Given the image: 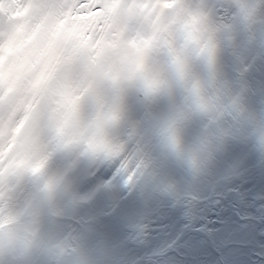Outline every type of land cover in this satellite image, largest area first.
Instances as JSON below:
<instances>
[{
	"label": "snow or ice",
	"instance_id": "snow-or-ice-1",
	"mask_svg": "<svg viewBox=\"0 0 264 264\" xmlns=\"http://www.w3.org/2000/svg\"><path fill=\"white\" fill-rule=\"evenodd\" d=\"M253 143L264 157V0H0V264H152L129 197L195 202ZM40 196L78 241L50 261L30 226L9 238Z\"/></svg>",
	"mask_w": 264,
	"mask_h": 264
},
{
	"label": "bare ground",
	"instance_id": "bare-ground-1",
	"mask_svg": "<svg viewBox=\"0 0 264 264\" xmlns=\"http://www.w3.org/2000/svg\"><path fill=\"white\" fill-rule=\"evenodd\" d=\"M250 103L252 111L259 110L258 98ZM157 111L162 117L167 116V102H162ZM199 130V121H191L182 128L185 146L195 142ZM216 171L218 176L226 178L203 186L195 202L174 204L159 199L144 203L131 197L125 202L147 226L149 240L144 254L151 257L153 252L163 253L153 258L152 264H246L237 259L239 248L231 241L250 242L253 239L251 228L257 229L264 238V157L259 145L235 146L219 159ZM106 176L107 173H101L98 179ZM173 177L181 187L185 186L186 177L182 170L175 169ZM248 181L252 182L250 186ZM89 187L84 185L79 190L75 183H71L67 192L78 198ZM47 209L45 198L40 196L27 224L13 225L9 230V238L15 240L18 228L30 226L35 233L30 251L41 261L51 260L47 248L59 245V250L71 249L78 243L71 236L66 238L49 231ZM256 238L260 239V236ZM246 253L248 250L243 252L244 257ZM257 257L249 256L247 260L253 259L254 264H259Z\"/></svg>",
	"mask_w": 264,
	"mask_h": 264
},
{
	"label": "rangeland",
	"instance_id": "rangeland-1",
	"mask_svg": "<svg viewBox=\"0 0 264 264\" xmlns=\"http://www.w3.org/2000/svg\"><path fill=\"white\" fill-rule=\"evenodd\" d=\"M251 184L252 182L248 181L247 185L250 186ZM251 231L253 234V239L250 242L245 243L239 241H231L235 244L236 247L239 248V250H237V259H240L241 262L245 261L246 264L247 262L248 264H254L253 259L247 260V258H249V256H252V258H254L255 256H259L256 258V260H259V264H264V238L257 229L251 228ZM253 232L256 234L254 235ZM257 236H260V239H257ZM245 250H248V253H246V256L244 257L243 252Z\"/></svg>",
	"mask_w": 264,
	"mask_h": 264
}]
</instances>
